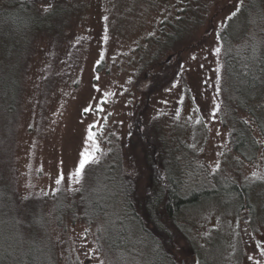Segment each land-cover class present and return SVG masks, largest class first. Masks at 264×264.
Returning a JSON list of instances; mask_svg holds the SVG:
<instances>
[{"label":"rangeland","instance_id":"obj_1","mask_svg":"<svg viewBox=\"0 0 264 264\" xmlns=\"http://www.w3.org/2000/svg\"><path fill=\"white\" fill-rule=\"evenodd\" d=\"M36 1L44 26L25 31L17 14H27L28 8L0 0V176L8 177L4 183L14 193L50 206L51 213L41 207L21 210L30 215L26 227L34 237L48 216L57 264H152L151 228L138 225L127 248L119 250L108 241L118 245L123 228H134L132 221L119 210L92 221L82 216L85 204L98 208L118 193L111 173L114 167L136 168V151L142 153L146 134L160 131L155 141L177 144L176 154L193 159L195 165L183 160L181 185L187 193L205 183L230 190L233 181L264 177V145L252 160L233 148L224 60L229 48L264 44V0ZM188 30L181 42L186 46H178L184 50L173 55L170 34ZM166 59L157 68L156 78L161 73L163 81L137 107V80ZM133 136L136 143L129 145ZM85 150L97 162L74 177ZM58 173L65 177L59 185L54 183ZM241 202L210 190L184 203L173 236L164 216L157 231L176 241L189 233L198 264H238L240 258L246 263L257 259L253 231L264 241V213L251 219ZM177 250L188 254L181 246Z\"/></svg>","mask_w":264,"mask_h":264},{"label":"trees","instance_id":"obj_2","mask_svg":"<svg viewBox=\"0 0 264 264\" xmlns=\"http://www.w3.org/2000/svg\"><path fill=\"white\" fill-rule=\"evenodd\" d=\"M16 1L21 2L29 10L25 15H22L21 12L17 14V20H19L17 22L26 28L28 27L25 31L44 26V23H40L39 12L35 9L36 0ZM31 10H33V13L30 12ZM11 17L12 15L8 18ZM194 22V20L187 22V28ZM190 32L188 30L187 33L179 32L176 34V31L174 34H170L172 42L170 40L168 42L173 47V55H177L184 50L183 47L180 50L178 46L181 44L186 46V43H181L182 36ZM225 39L228 40L227 37ZM172 54H169L168 58L173 56ZM167 59L149 66L146 75L137 80L135 85L137 107L138 105L144 106L145 103H141V101L150 96L152 86L163 81L164 75H161V73H158L159 76L156 78L157 68L158 64L160 66L165 65ZM224 60L227 79L226 105H228V110L232 114L230 124L232 145L243 157L249 153L250 155L247 157L252 160L254 159L253 156L264 145V141L259 139L255 133V129H257L258 133L264 138V44L261 41L259 44L256 43L254 46L245 49L229 48L225 51ZM148 75L151 78L145 80ZM11 109H13V106ZM133 124L131 123L130 130ZM128 134L133 133L128 132ZM152 134L153 136L155 134L157 138L160 137L159 135H163L160 131ZM146 136L148 139L146 137L143 140L145 144L142 153L136 151L138 154L136 163L134 162L136 168H132V171H124V169L122 171L116 169L117 167L113 165L115 169L111 173V179H114V182L117 183L118 193H112L110 202L103 203L98 208H93L90 203L85 204L82 216L88 220L92 221L101 214L118 215L121 212L122 216L120 217L134 223V228H123L124 239L118 245L110 244L108 241L109 246L119 250L127 248V244L132 239L131 233L135 228H138V225L143 227L144 222L146 223L145 228L151 226L152 223L160 224L159 218L164 216L166 218L165 222H170L169 219H171V222L175 224L178 208L181 204L195 202L200 199V195L208 194L210 190L214 193H224L227 199L236 198L242 201L241 203H247V207H250L251 216L254 214L251 204V198L253 197L250 194L252 190L254 193H259V198H257V194L256 198L261 199L264 204V177L254 182L233 181L230 190H224L219 184H216L213 188L212 186L208 187V184L205 183L203 186L195 188L188 196H182L180 192L183 182L182 176H184L187 165L180 161L185 160L188 165H195L192 163L193 159L182 153V155L176 154L175 151L178 145L175 143V146L170 147V144L158 143L150 134H146ZM134 143H136V138L133 136L128 144L132 145ZM130 151L134 155L131 149ZM121 157L122 155L117 159L118 165H120ZM154 164L164 170L162 172L164 179L156 177ZM6 181H8V177L5 174L0 176V264H57L58 256L53 252L56 249V242L48 230V216L42 221V226L38 228L37 237H34L32 231L27 230L26 227L29 224L30 215L21 210L23 207L40 210L41 207L44 211L51 213L50 206L48 205L45 209L42 201L30 202L27 197L14 193L11 187L4 183ZM69 208H73V206L69 205ZM59 209L60 207L56 210L55 220L59 217ZM20 212L23 217L18 218L17 213Z\"/></svg>","mask_w":264,"mask_h":264},{"label":"flooded vegetation","instance_id":"obj_3","mask_svg":"<svg viewBox=\"0 0 264 264\" xmlns=\"http://www.w3.org/2000/svg\"><path fill=\"white\" fill-rule=\"evenodd\" d=\"M178 137L180 138L181 136H179V134H178ZM180 162H183V161L181 160ZM160 170H162V171H160ZM162 172H164V170L161 168L159 169V167H158V169L156 170V173H155L156 177H161L162 179H164ZM182 177H184V176H182ZM180 192H181L182 196H188L192 191H190V193H187L185 191V188H183V186H182ZM250 194L253 197V198H251V204H252L253 210H254V214L252 216L250 215V218L255 219L256 214L258 212H259V214L264 213V205H263L261 199H259L260 200L259 201L256 198V193H250ZM219 195L221 196L222 199H227V198H225L226 195H224V193L219 194ZM201 196L202 195H200V197ZM243 204H245V205H243ZM184 206H185L184 204H181V206H179V208H178L179 209L178 212L180 211L181 207H184ZM242 206L247 207V203H242ZM245 207H243V208H245ZM248 210L250 213V207L248 208ZM259 217H261V215L258 216L255 220H258ZM169 220H170V222L165 223V228L170 227L169 229H170V232H172V236H173L174 232L176 231L175 227L178 224V222H176L175 223L176 225H175L173 222H171V219H169ZM151 226H147L146 228H148V229L151 228L155 233V237L152 239V242H153V259L151 262L152 264H198L200 262L199 258L197 256L196 250H194L191 247V245H192L191 242H194V241L191 240L192 237L189 235V233H187V232L183 233V235H184L183 239L185 240V243L183 244L181 242V240H183V239L176 241L175 238H171V237L166 238L163 234H160L157 231L158 229H160L159 223H152ZM139 227H141V226H139ZM139 230H140V228H139ZM252 234H253L254 238L256 239L255 243L259 242L258 245H254V247L257 246V249L256 250L254 249V253L257 256V259H254L252 257V259L250 261H246V263L252 262V263H247V264H264V241H262L261 237H259V234L255 230L253 231ZM179 245L184 249V251H188V254L186 252H181L180 250H177L180 248ZM241 257H243V254ZM241 259L242 258H240L238 264H246L245 261H243V260L241 261Z\"/></svg>","mask_w":264,"mask_h":264},{"label":"snow or ice","instance_id":"obj_4","mask_svg":"<svg viewBox=\"0 0 264 264\" xmlns=\"http://www.w3.org/2000/svg\"><path fill=\"white\" fill-rule=\"evenodd\" d=\"M241 3H243V0H241ZM235 14L236 13L234 12L233 16ZM216 52L219 53L220 49L217 48ZM193 58H195V57H193ZM89 139L93 140L94 139V135L90 134ZM97 151H99V147L98 146H97ZM81 156L83 157V159L80 161L79 167L72 174L74 177H81L84 174V170H85L86 165H89L91 163H96L97 162L95 154L89 152L88 150H85L83 153H81ZM64 181H65V177H64L63 173H58V178H56L54 180V183L59 185V184H61ZM77 182L79 183V181H77Z\"/></svg>","mask_w":264,"mask_h":264}]
</instances>
